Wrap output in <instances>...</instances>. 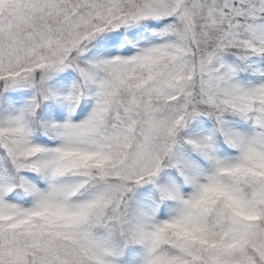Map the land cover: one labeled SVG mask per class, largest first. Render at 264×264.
Listing matches in <instances>:
<instances>
[{"label":"snow or ice","instance_id":"snow-or-ice-1","mask_svg":"<svg viewBox=\"0 0 264 264\" xmlns=\"http://www.w3.org/2000/svg\"><path fill=\"white\" fill-rule=\"evenodd\" d=\"M0 264H264V0H0Z\"/></svg>","mask_w":264,"mask_h":264}]
</instances>
